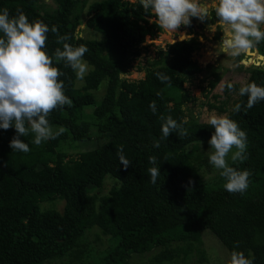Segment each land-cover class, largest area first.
<instances>
[{
	"label": "trees",
	"instance_id": "obj_1",
	"mask_svg": "<svg viewBox=\"0 0 264 264\" xmlns=\"http://www.w3.org/2000/svg\"><path fill=\"white\" fill-rule=\"evenodd\" d=\"M45 1L0 0V11L7 8L15 16L20 8L29 22L41 20L49 28L56 26L60 35L71 37L67 43L88 48L83 59L91 69L83 85L76 88L72 69L54 61L64 73L60 79L72 101L48 117L54 132L59 127L66 129L58 138L37 146L34 134L29 133L21 139L30 151L13 152L9 144L15 129H0V264H86L91 247L85 233L94 228L110 240L94 264H129L132 255L156 248L161 251L153 257L154 264L180 255L185 259L196 256L203 263L207 261L201 248L205 231L228 251L229 258L222 264H228L233 251H242L253 264H264V101L248 109V97L239 95L241 86L231 84L233 90H229L228 84L224 93H237L231 107L227 109L224 102L207 106L236 121L247 134V159L228 163L251 173L249 187L244 194L229 193L219 171L207 181L200 172L203 166L209 167V157L198 153V146L209 142L214 128L184 109L196 101L183 87L185 81L207 70L206 76L213 77L211 91L219 82L221 67H202L192 59L197 44L182 41L159 49L144 79L128 81L120 76L139 56L138 45L162 31L151 10L145 11L140 0H102L90 5L89 0H51L53 9ZM82 14L85 28L98 33L100 40L76 34ZM211 15L217 19L214 11ZM193 22L194 18L190 28ZM57 47L63 46L50 31L48 54L53 55ZM254 51L264 57V42ZM242 60L237 57L241 70L245 69ZM247 65L243 85L255 82L264 87L263 66ZM157 73L167 75L170 84L162 83ZM101 88L103 94L96 102L94 93ZM153 101L155 114L149 107ZM237 104L241 105L239 112L235 111ZM92 105L95 121H83L81 112ZM169 115L178 123L186 121V137L171 133L161 139L164 121L160 117ZM92 139L97 146L76 158L66 159L61 150L67 142ZM155 141L160 142L159 148L153 147ZM121 146L130 161L127 170L117 154ZM150 156L157 158L156 165L149 163ZM153 166L161 173L155 185L148 171ZM106 177L114 184L102 193ZM56 200L64 203L62 211L42 206ZM237 242L239 247H235Z\"/></svg>",
	"mask_w": 264,
	"mask_h": 264
},
{
	"label": "clouds",
	"instance_id": "obj_2",
	"mask_svg": "<svg viewBox=\"0 0 264 264\" xmlns=\"http://www.w3.org/2000/svg\"><path fill=\"white\" fill-rule=\"evenodd\" d=\"M140 4L145 11L154 13L159 28L169 34H180L182 26H191L192 18L203 22L211 18L214 11L218 22L211 25L210 30L222 31L218 50L228 57L247 54L264 42V0H214L211 5L206 0H140ZM16 13L11 16L7 8L0 11V129L14 128L16 135L9 147L13 152L28 153L29 145L21 137L32 133L33 143L39 146L66 131L59 127L54 132L48 119L54 110L72 103L65 95L64 82L60 79L64 73L54 66V61L63 62L65 67L72 69L77 79L83 80L89 70L83 59L88 48L84 45L73 47L67 43L71 37L60 35L56 26L49 28L41 20L29 22L28 16L20 8ZM50 31L56 35V43L63 46L62 49L57 47L53 55L47 52ZM180 38L185 39V35L180 34ZM156 75L162 83L170 84L167 75ZM227 87L233 90V85ZM239 95L248 97L246 107L251 109L264 101V87L255 82L248 83L240 87ZM149 107L155 114V101ZM240 109L241 105L237 104L235 111L239 112ZM160 119L164 121L161 139H168L171 133H176L179 138L188 135L183 126L186 121L178 123L170 115L161 116ZM207 123L215 130L208 142L210 165L226 181L223 187L227 192L244 194L249 187L251 173L231 167L228 158L231 154L233 163L247 159L246 132L227 115L212 113ZM153 147L159 148L160 142L155 141ZM117 154L123 169L127 170L130 161L124 156L122 146ZM149 163L156 165L157 158L150 156ZM148 171L151 183L155 185L161 174L160 168L153 166ZM235 247H239L238 242ZM228 264H253V260L242 251H233Z\"/></svg>",
	"mask_w": 264,
	"mask_h": 264
},
{
	"label": "rangeland",
	"instance_id": "obj_3",
	"mask_svg": "<svg viewBox=\"0 0 264 264\" xmlns=\"http://www.w3.org/2000/svg\"><path fill=\"white\" fill-rule=\"evenodd\" d=\"M99 1L102 0H89L88 5L93 2ZM125 1L135 2L138 0ZM45 2L48 4L49 7L52 6V9L54 8V4H52L51 0H46ZM206 2L211 5L214 0H206ZM210 19L211 18L206 20H209L210 22ZM85 20L86 16L85 14H82L80 25L76 29V34L86 39L100 40V35L98 33H95L91 30H87L85 28ZM215 20L217 23V19ZM210 23L209 25H206L204 21L202 22L199 19L194 18L193 27L190 28V26H182L179 29V33L185 35V39L183 40L180 39V34H169L164 30L159 32L155 39L149 40L147 38L145 42H142L138 45L140 54L132 61L131 68L127 71V73L121 75L120 77L128 81L142 80L145 77V71L150 67V63L158 59L159 49H165L167 45L173 44L174 41L175 43L182 41H187L188 43L194 42L195 44H197L192 53V59L194 61H196L204 68H206L207 65H214L215 67V65L217 64L221 67V69L217 70V73L220 77L219 82L211 91H209V82L213 79V77L206 76V74L208 73L207 70H205L203 73L196 74L192 78H188L183 85L185 90L190 92L191 95L196 98V101L194 103H188L185 105V112L187 114H192V116L196 117L200 122L207 123L208 117L212 113L216 114V112L212 110L210 111L208 109V104L218 105V103L224 102L225 107L229 109L231 107L232 100L236 98L237 93L234 91H229L227 94H225V85L238 84L242 86L246 82L248 77V68L246 67H249L250 65L247 64L253 63H251L249 59L252 58L253 60L257 61V52L255 51L252 52V50H250V52H248L247 54L241 55V57L243 58L242 63L245 64V69L241 70L239 68L240 64L237 62V57H228L225 53H222L218 50V46L221 42L223 33L219 30H217L216 32H212L210 30ZM260 65L263 66L264 62L261 61ZM88 69H91L89 65ZM89 70L87 71V73L89 72ZM75 82L76 88H80L83 85V80H79L77 79V77ZM102 89L103 88L94 93L96 95V102L100 100V96L103 94ZM93 109L94 105L85 107L81 112V119L83 121L93 123L95 121L92 115ZM92 133L93 135L96 134L95 127L92 128ZM44 144L45 142H42L41 145ZM97 144L98 142L95 139H92L91 141L85 143L67 142L61 148V150L66 154V159L76 158L80 152L94 149ZM74 145H77V147L74 148ZM190 148L191 147H188L187 151L190 150ZM209 149V143L199 144L197 152L205 157H209ZM230 159L231 154L229 155L228 160ZM200 172L203 175V178L207 181L211 180V178L217 175L218 170L214 169L209 163V167L203 166ZM104 181L105 182L104 187L102 189V193L108 192L114 184V182L109 177H106ZM42 206L47 208L54 207L58 211H62L64 203L62 201L56 200L52 203H45ZM85 234L86 242L91 247V250L89 251V258L87 260L85 259L84 262H86V264H94V262L98 261L103 252L107 249L110 240L108 239V237L102 236L98 228H94L91 232H87ZM202 242L203 244L201 248L205 252V256L207 258L206 262L199 263L197 261L196 256L190 255L185 259L183 255H180L179 257L174 258L172 261L163 262V264H222L228 260V251L225 249V247L221 245L220 242H218V240L209 231H205L203 233ZM160 251L161 250L159 248H156L153 251L143 255H132L129 259V264H154V262H152V259Z\"/></svg>",
	"mask_w": 264,
	"mask_h": 264
},
{
	"label": "water",
	"instance_id": "obj_4",
	"mask_svg": "<svg viewBox=\"0 0 264 264\" xmlns=\"http://www.w3.org/2000/svg\"><path fill=\"white\" fill-rule=\"evenodd\" d=\"M204 22L206 25H209V20H205ZM261 61L264 62V57L262 55H257V61H253V63L255 66H259ZM263 68H264V65H263Z\"/></svg>",
	"mask_w": 264,
	"mask_h": 264
},
{
	"label": "flooded vegetation",
	"instance_id": "obj_5",
	"mask_svg": "<svg viewBox=\"0 0 264 264\" xmlns=\"http://www.w3.org/2000/svg\"><path fill=\"white\" fill-rule=\"evenodd\" d=\"M211 22V23H210ZM210 25H213V24H216V20L215 19H213L212 17H211V19H210Z\"/></svg>",
	"mask_w": 264,
	"mask_h": 264
},
{
	"label": "bare ground",
	"instance_id": "obj_6",
	"mask_svg": "<svg viewBox=\"0 0 264 264\" xmlns=\"http://www.w3.org/2000/svg\"><path fill=\"white\" fill-rule=\"evenodd\" d=\"M181 39V38H180Z\"/></svg>",
	"mask_w": 264,
	"mask_h": 264
}]
</instances>
